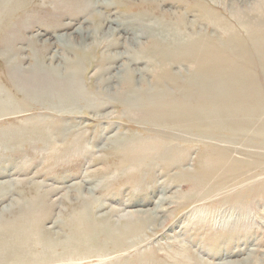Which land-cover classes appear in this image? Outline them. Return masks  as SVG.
I'll return each mask as SVG.
<instances>
[{"label": "rangeland", "instance_id": "374dc122", "mask_svg": "<svg viewBox=\"0 0 264 264\" xmlns=\"http://www.w3.org/2000/svg\"><path fill=\"white\" fill-rule=\"evenodd\" d=\"M52 1L48 8H54ZM78 1L46 25L31 17L15 44L14 58L24 70L32 68L39 85L56 73L73 78L79 93L74 87L73 96L60 90L64 99L30 100L32 105L0 114V183L13 185L0 193V212L18 201H42V220L29 228L27 247L13 248L16 234H2L11 251L0 255V264H264V147L169 126L163 118L151 125L116 100L128 68L137 88L158 80L152 71L161 64L153 67L149 53H140L153 43L149 37L220 35L195 4L224 12L237 25L229 11L254 0ZM153 6L166 23L151 12ZM180 16L184 21L177 27ZM73 64L80 67L71 75ZM174 65L172 74L192 70L186 63ZM255 74L264 86L263 69ZM0 84L9 86L5 78ZM262 103L247 101L256 111ZM246 128L253 134V124ZM212 147L224 151L225 163L244 165H234L232 174L218 167L195 186L186 176ZM165 148L187 152L166 163L157 154ZM148 153L153 157L138 161ZM138 220L142 227L135 226ZM111 228L124 230L123 239L110 237Z\"/></svg>", "mask_w": 264, "mask_h": 264}, {"label": "bare ground", "instance_id": "6f19581e", "mask_svg": "<svg viewBox=\"0 0 264 264\" xmlns=\"http://www.w3.org/2000/svg\"><path fill=\"white\" fill-rule=\"evenodd\" d=\"M49 1L50 0H0V48L2 50L0 51V77L7 79L9 83V86L5 85L6 87L4 84H0V114L16 109L20 105H32V101L30 100L35 102L43 100L42 103H49L50 100L64 99L66 96L60 94L58 92L60 90H64V94L70 96L73 94L72 88L74 87L75 96L79 93V90L75 91L76 85L73 78L71 79L64 76H61L63 78H59L56 73H49L51 77L44 79V84L39 85V79L34 77L33 73L31 74L32 76H30L32 68L24 70L20 62L14 58V54L16 53L15 44L19 38H22V30H24L23 28H25L26 23L31 17L39 16L35 19L40 20L38 22L41 25H46L48 23L45 21H48V19L53 20L58 17L61 8L66 7L68 11L67 9L65 11L69 12V10L75 7L79 2L78 0H53L52 3H56L54 8H48L47 3ZM244 1L246 2V0ZM148 3L149 2H147V4ZM191 5L194 6L193 3ZM195 5L198 7L201 16L209 23L216 26L220 35L208 36L206 34L202 35L200 33H195L190 37H181L182 35L173 37V35L163 32L162 34L165 36L159 37L162 40L158 37L151 40V37L148 36L153 43L148 44V46H151L146 50L141 48L140 53H149L150 62L153 67L158 63L161 64L160 67L155 66L154 71H152L156 74L158 80L151 84L143 81L141 82L142 86L137 88L132 84L133 77L128 68L126 69V75L123 77V83L121 82V94L116 100L127 106V111L129 114L135 116L134 118L141 116L143 120L151 125H159L162 122L158 119L163 118L162 120L164 123L169 126L172 125L181 129L195 130L204 134H214L224 139H247V141L250 140L249 143L264 147V103L256 106L258 111L254 109L255 106L249 109L247 105L248 98L250 97H253L254 101L259 103L264 100V93L262 91L264 86L259 82L260 80L255 77L256 74L254 75L257 67L264 71V0H254L249 7L244 8L241 6L244 9L233 7V9L229 11V14L234 19L233 21L239 26L232 23L231 19L228 18V15H225L224 12H220L205 3ZM158 8L156 9L153 6L151 12L166 23L168 20L167 16L160 13ZM169 17H171V19L173 18L171 15ZM183 19L184 18L180 16L177 27L182 25ZM154 24L156 23L154 22ZM173 24H175L174 21ZM239 27L243 29L244 32L239 29ZM148 28L146 30H148ZM174 28L175 26H173V29ZM156 30L157 29L153 31ZM58 38L60 39V37ZM137 52L134 54L138 55ZM38 62L39 64L41 63L40 61ZM74 62H77V60H74ZM182 63L192 66V70L190 69V71L185 73V69H181L184 73L179 71L173 72L172 74L171 66ZM78 67L80 66L74 64L71 66V75L78 70ZM229 71H233L235 74L237 73L236 76L231 77L228 73ZM185 77L187 78L185 79ZM12 86L21 93L22 98L18 99L17 96H15L16 94L14 95L15 89H12ZM10 90L13 91V93H9ZM173 91H175L176 94L178 92L179 95L174 96L175 93L171 94ZM56 105L57 104H55V106ZM172 112H174V114ZM177 116H180V118ZM246 124H253V134L247 132L248 128H246ZM3 137L0 136V140H2ZM186 152L187 151L177 152L173 149L165 148L158 151L157 154L163 160H168L166 163H169L170 160L173 162L179 161L177 157L182 156L183 153L185 154ZM223 153V150L212 147L207 158L205 157V159L199 161L194 173L187 174L186 177H188L189 181L195 186H199L206 180L208 173L211 174L214 170L216 171L218 167H224L226 168L225 172L227 174L230 172V174H232L236 171L234 165L237 167L244 165L242 161L225 163V156H223ZM151 157L148 153L139 157L138 161L144 162ZM1 186L0 183V193L2 194L4 190H8L9 188L11 190L13 185L8 184L3 187ZM261 188L262 185H259L258 189ZM26 190L25 194L27 193ZM9 192L10 191H7V194ZM6 196L7 195H4L3 198ZM40 202L34 199L22 203L18 201L17 204L14 203V206L12 204L10 209L1 210L0 237H2L3 233H9V231L16 234L15 240L11 241L13 242L12 246L14 245L13 248L18 246L27 247L26 240L29 228L31 226H39L42 220V216L39 214V206L42 204ZM8 217H10L9 220ZM87 217H89L88 221L92 220L90 216ZM3 221L6 222L2 223ZM143 223L144 221L138 220L135 226L142 227L144 225ZM111 231L110 237L118 240L123 239L126 233L124 230L114 228H111ZM2 240L3 239L0 238V255L8 254L11 251V247L5 249L3 246L5 243L2 242Z\"/></svg>", "mask_w": 264, "mask_h": 264}]
</instances>
